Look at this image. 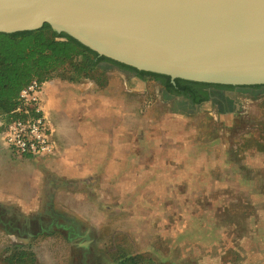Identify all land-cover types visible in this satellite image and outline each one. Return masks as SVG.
Here are the masks:
<instances>
[{
  "label": "rangeland",
  "instance_id": "1",
  "mask_svg": "<svg viewBox=\"0 0 264 264\" xmlns=\"http://www.w3.org/2000/svg\"><path fill=\"white\" fill-rule=\"evenodd\" d=\"M96 78L98 86L85 79L70 92L102 106L118 100L117 137L134 164L83 180L53 174L52 156L20 158L18 171L1 164V189L21 198L0 200V264L19 250L38 264H116L134 255L157 264H237L227 251L228 235L237 241V211L264 193V96L226 92L238 107L227 120L207 105L179 110L177 100L164 102L151 78L127 81L113 70H96ZM47 109L52 125L62 120ZM0 152L18 164L1 142Z\"/></svg>",
  "mask_w": 264,
  "mask_h": 264
},
{
  "label": "water",
  "instance_id": "2",
  "mask_svg": "<svg viewBox=\"0 0 264 264\" xmlns=\"http://www.w3.org/2000/svg\"><path fill=\"white\" fill-rule=\"evenodd\" d=\"M45 24L139 72L264 86V0H0V34Z\"/></svg>",
  "mask_w": 264,
  "mask_h": 264
},
{
  "label": "crops",
  "instance_id": "3",
  "mask_svg": "<svg viewBox=\"0 0 264 264\" xmlns=\"http://www.w3.org/2000/svg\"><path fill=\"white\" fill-rule=\"evenodd\" d=\"M92 82L98 86L95 81ZM78 83L56 80L45 83L52 85L47 101L43 90L45 109L48 110V106L63 115L62 120L57 119L54 125L50 121L57 149L46 162L48 170L52 169V173L60 179L73 180L78 177L83 180L108 172L114 174L119 166H132L135 160L132 153L128 154L132 150L128 145H120L117 137L119 133L123 134L117 128V120L123 109L118 100L112 99L107 106H102L101 100H98L100 98L93 97L90 100L86 95L70 92L76 87H84ZM2 146L8 150L3 144ZM14 158L18 164L11 162L0 152V167L5 162V165L18 171V166L21 164L19 167H22L24 161ZM33 177L37 178V174ZM0 184H5L1 169ZM18 198H21L20 195L15 194L10 186L9 189L0 187V200ZM253 200L252 208L237 211L242 216L238 219L237 230L233 226L230 228L231 231H237L236 243L230 239L235 234L228 235L230 245L227 251L237 257V264H264V193L256 191L253 193ZM206 222L211 223L212 220H208L206 216ZM231 262L233 261L229 260L227 264Z\"/></svg>",
  "mask_w": 264,
  "mask_h": 264
},
{
  "label": "trees",
  "instance_id": "4",
  "mask_svg": "<svg viewBox=\"0 0 264 264\" xmlns=\"http://www.w3.org/2000/svg\"><path fill=\"white\" fill-rule=\"evenodd\" d=\"M98 62H107L123 70L135 71L141 77L169 80L166 76L139 72L98 57L75 40L55 34L50 26L45 24L34 31L0 34V117L11 118L10 113L18 105L20 91L33 80L46 83L56 77L73 83L88 79L99 84L96 70L104 71L108 67L99 66ZM6 263L38 264L31 252L23 250L8 256ZM116 264L157 263L150 257L134 255L121 256L116 260Z\"/></svg>",
  "mask_w": 264,
  "mask_h": 264
},
{
  "label": "built area",
  "instance_id": "5",
  "mask_svg": "<svg viewBox=\"0 0 264 264\" xmlns=\"http://www.w3.org/2000/svg\"><path fill=\"white\" fill-rule=\"evenodd\" d=\"M44 86L31 81L20 91L11 118L0 117V140L16 158H45L57 149L42 99Z\"/></svg>",
  "mask_w": 264,
  "mask_h": 264
},
{
  "label": "flooded vegetation",
  "instance_id": "6",
  "mask_svg": "<svg viewBox=\"0 0 264 264\" xmlns=\"http://www.w3.org/2000/svg\"><path fill=\"white\" fill-rule=\"evenodd\" d=\"M99 66L105 68L104 71L113 70L126 76L127 81L140 80L151 77H141L135 71L123 70L115 65H111L107 62H98ZM151 80L159 86L161 91V100L164 102H172L177 100L179 103V110L186 109L191 110L202 105H207L211 109L213 115L217 118L227 119L232 117L238 111L235 100L225 94L226 92L234 91L237 95H246L250 99H254L258 96H264V86L260 87H228L219 85H207L200 83H193L188 81H176L167 79H154ZM242 114V111L239 112ZM17 228V227H16ZM19 231V229H14ZM78 231V230H77ZM78 233V232H77Z\"/></svg>",
  "mask_w": 264,
  "mask_h": 264
}]
</instances>
